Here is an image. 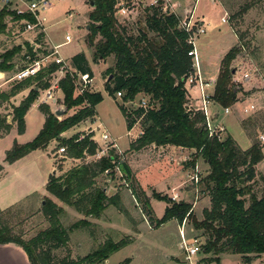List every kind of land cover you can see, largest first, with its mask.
Returning a JSON list of instances; mask_svg holds the SVG:
<instances>
[{"label": "trees", "instance_id": "trees-1", "mask_svg": "<svg viewBox=\"0 0 264 264\" xmlns=\"http://www.w3.org/2000/svg\"><path fill=\"white\" fill-rule=\"evenodd\" d=\"M94 4L88 15L89 29L87 43L95 49L97 59L112 57L114 64L110 76L113 86H106L110 96L122 92V101H133L137 96L148 99L149 108H141L126 112L119 106L124 116L127 130L139 119L142 133L129 145V151H139L149 146L171 145L194 151L195 159H202L207 167L204 184L209 192L210 208L203 211L204 219L197 221L193 217L191 205L185 202L174 203L166 196L155 192L152 197L166 204L160 219L152 217L145 198L143 205L149 216V224L158 228L170 220L181 224L184 219H191L193 229L202 231L204 241L198 254H203L201 264L219 263L223 255H239L246 263L251 258L264 255V195L257 198L251 189L242 183L253 182L254 167L262 161L263 145L252 143L247 150L238 148L236 142L227 136L223 140L209 138L205 126V118L199 112L186 111L187 103L184 90V79L191 71V61L187 56L190 49L186 45V35L176 28L173 17H162L155 12L145 13L136 19L125 20L128 24H139L142 19L145 29L154 37L140 31L137 36L128 35L126 28L116 20L113 9L115 0H91ZM13 21L22 19L6 7L0 10V35L6 34L5 18ZM28 20H32L26 17ZM140 18V19H139ZM42 34L38 35L41 37ZM98 41L94 43L96 37ZM232 47L219 63L218 75L214 83L211 101L220 109L235 104L240 87L233 85L232 63L244 49L241 39ZM26 49H32L26 44ZM21 52L16 46L0 55V72L13 70L14 57ZM33 54V53H31ZM47 54V53H46ZM250 61V59H248ZM246 61V60H245ZM244 61V62H245ZM247 62V61H246ZM71 66L76 74H88L93 77L83 53L71 58ZM58 68L51 64L35 78L27 79L15 85L8 94H0L1 101H7L26 84L37 82L40 89H47L46 77ZM109 70V69H107ZM258 75V74H256ZM58 88L63 95L65 111L76 109L74 114L58 119L47 107L40 106L45 116L42 129L29 143L19 145L16 142L6 151L4 162L12 164L35 150H42L55 140L57 149H64L67 159L83 160L94 157L99 147L92 134L76 133L70 138H62L61 134L95 116V107L102 97L98 92H85L74 95V82L66 74L59 82ZM37 98V92L31 90L19 106L13 108L12 121L16 123L18 134L24 131V115ZM9 132L11 125L0 119V129ZM195 165V161L191 163ZM115 167L127 175L130 171L113 149L106 157L85 163L70 169L60 177H49L46 191L63 205L73 209L85 219L62 226L60 217L64 211L51 200L45 199L41 210L49 227L37 233L29 240L12 233L10 226L3 219L11 216L12 211L0 212V245L14 244L26 254L29 264H101L113 253L130 244L129 239L118 242L107 240L89 254L72 259L65 257L57 260L52 251L66 248L73 231L88 229L91 223L87 219L98 220L108 207L120 210L117 195L107 197L102 188L97 187L96 179ZM3 170L0 165V173ZM109 174V173H108ZM201 180V178H200ZM264 181V179H263ZM245 196L249 197L246 205ZM125 260L123 264H127Z\"/></svg>", "mask_w": 264, "mask_h": 264}, {"label": "rangeland", "instance_id": "rangeland-1", "mask_svg": "<svg viewBox=\"0 0 264 264\" xmlns=\"http://www.w3.org/2000/svg\"><path fill=\"white\" fill-rule=\"evenodd\" d=\"M26 1L9 0L8 5H4V1L0 0V10L3 7L9 11L15 8L24 9ZM89 1L50 0L49 9L40 15V17L46 18L47 35L53 45L63 44L67 35L71 38L69 43L63 44L58 49L59 56L68 65L67 70L70 73L72 71L71 58L76 54L83 53L94 75L92 86L90 85L85 92H98L102 97L95 109L98 120L93 125L90 122L78 125L68 132L70 134L67 137L73 133L88 135L89 131L94 128L93 134L98 141H96L97 147L101 149L105 145H103L100 137L106 129L110 139H115V145L119 146V150L117 147L113 150L120 158V162L127 165L130 175L127 177L119 167H115L96 179L97 187L102 188L107 197L118 196L120 210L111 206L102 213L98 220L87 219L91 223L90 228L73 231L70 234L68 246L52 251L51 255L57 260L65 257L76 259L96 250L99 245L107 240L118 242L126 238L130 240V244L113 253L101 264H123L125 260H128L127 264H186L180 249L179 230L181 224L175 220H170L158 228L150 226L149 216L145 212L143 201L145 198L148 200L151 216L160 219L166 204L156 201L152 197V193L166 196L170 200L173 195H177V200L174 203L185 202L190 204L193 217L197 221H202L204 219L203 211L210 208L209 192L203 180L207 173V167L202 159H195L193 150L174 149L175 147H171V145L156 146L152 144L139 151L121 150L127 148L131 136L127 134L125 119L119 106L129 113L135 111L137 106L135 105L131 109L115 95L110 96L106 90L107 85L110 88L113 86V81L109 82L112 79L109 80V76L114 60L112 57L105 60L97 59L95 49L87 43L88 15L92 10ZM183 5L193 11V16L200 17L204 24L205 33L196 39L195 46L200 69L209 72L212 77L217 74L220 59L235 46L236 37L241 39L240 42L244 49L231 66L232 71H235L232 75L233 85H238L241 90L237 94V103L239 102V104L235 103L229 106L231 113L224 117L223 125L226 130L221 133V137L224 139L230 136L238 148L243 151L247 150L252 143L263 145V159L257 165L259 166L258 173L254 167L255 178L253 182H245V179H242V183L251 189L253 195L260 198L264 195V141L261 140L262 137L264 138V0H215L214 2L210 0H188L186 2L184 0ZM224 12H226V17L223 16ZM222 16L226 18V23L221 22ZM4 21L8 32L0 37V55L16 47L19 39L20 43L23 42L21 37L17 38L19 36L17 31H21L22 27L19 24H13L10 17L5 18ZM117 21L126 28L128 35L135 37L140 31H143L148 37H154L152 33L147 32L142 19L137 25L127 22L123 24L125 20L122 19ZM38 39L42 44L43 37ZM98 39L99 36L96 37L94 43ZM23 56L24 53H19L14 57L20 59V66L26 65L28 62ZM245 60L249 66L244 63ZM246 70L258 74L261 79L253 82L250 87H242L238 81H241ZM7 72V76H4L2 80L13 74L12 70ZM49 86L50 81L48 82ZM244 90L249 91L253 99L248 102L255 106V110L248 114L240 109L242 106L240 103L245 100ZM74 95H78L75 89ZM190 95L196 99L195 93L190 92ZM58 97L61 99V94ZM140 97L147 98L139 95L135 101H138ZM59 104L60 108L57 109L65 110L63 102ZM72 111L75 112L76 109H71L67 113ZM216 112L220 114L218 118L223 119L221 116L222 109L216 106ZM31 122V118L26 121L29 128L33 129L32 127L35 126H30ZM101 123L104 124V129L103 127L96 128ZM133 128H138V131L142 133L139 119L131 129ZM130 132L135 134L136 130ZM141 133L138 137L141 136ZM32 134L31 130L26 139L31 140ZM5 146L7 145L0 143V152ZM58 150L56 147L51 151L55 164V172L51 175L53 177H60L76 166L97 161L95 157H85L81 161H70L67 158L64 160L59 156L64 155L65 152L59 154ZM47 154L50 155L49 148H47ZM193 161H195L194 166L191 165ZM47 164L49 167L53 164L51 157H48ZM196 170L199 171L201 178L198 184L191 180ZM44 195L48 198H44L43 201L49 199L57 206L63 207L64 213L60 217L63 227L68 228L71 224L85 219L73 209L59 204V201L54 200L46 192ZM245 201L248 205V196H245ZM42 207L43 205L36 204L31 210L21 215L17 213L21 207H15L12 210L17 214L12 212L11 216L4 218L3 221L4 223L6 221L10 226L13 234L19 235L27 241L49 227L48 221L41 214ZM183 232L187 238L195 237L200 243L204 241L201 236L202 231L193 229L191 219H186L184 222ZM204 257L203 254H198L194 258L193 264H201ZM218 264H264V255L252 258L250 263H246L239 255H223Z\"/></svg>", "mask_w": 264, "mask_h": 264}, {"label": "crops", "instance_id": "crops-1", "mask_svg": "<svg viewBox=\"0 0 264 264\" xmlns=\"http://www.w3.org/2000/svg\"><path fill=\"white\" fill-rule=\"evenodd\" d=\"M192 1H194V0H192ZM186 2H188V0H186ZM223 16L226 17V12H224ZM223 16H222V18H223ZM44 19H45V21H44V36L42 34L41 37H38V35H36L32 32L19 34V36H17V38L21 37L23 40V42L20 43V39H19L18 40L19 43H16V46L21 47L20 54L24 53V56H23L24 58L29 57L32 59V58H36L38 55H45L47 52L48 53L51 52V50L54 46H57V45H53L51 43V41L47 35V27L45 24L46 18L44 17ZM195 19L202 22L200 17H195ZM8 26H10V25H8ZM7 32H8V28H7ZM3 36L4 35H1L0 37H3ZM35 37H36V40H34ZM42 37H43V43L41 44L39 42L38 38H42ZM235 37H236V35H235ZM237 40L238 39L236 37V44L238 42ZM26 44L31 47V49H32L31 53H33V54H31L26 49ZM34 51H36V52H34ZM221 59H220V61H221ZM19 60H20L19 58H14L12 60L13 65H14L13 70H12L13 73L19 69L24 68L27 65L26 64V65L20 66L21 63ZM220 61H219V63H220ZM219 63H218V70H219ZM244 63H246L249 66L248 62L245 61ZM71 70L74 71L73 68H71ZM200 70H201V74L203 76V79H205L206 81H212L213 83H215V80H216L217 75H218V70H217L216 76H213V77L211 76V74L209 72L202 70V68ZM7 73L8 72H0V75H1L0 79L4 76L6 77ZM244 74H248V78L245 80L238 81L241 83L242 87L243 86L250 87L253 84V82L258 81V79H261L260 77H258V75H256L253 72H250L248 70H246ZM64 75H65V73L60 72L57 68L55 71H53L51 74H49L45 79L47 84L50 81V86L48 88H50L52 91V97H53L52 100L46 101V98H45L46 89H44V90L39 89L37 86V82H32L28 85L26 84L21 90H19L14 95H12L7 101L3 102L0 100V119H5V124L11 125V129L9 130V132H4L2 128L0 129V143L7 145L0 152V165H2V167H3V170L0 173V212L1 213H6L8 211L15 212L12 210L13 208L21 207L20 209L17 210V213L19 215H21V214H24V212L31 210L34 206H36V204L42 206L44 204L43 199L48 198V197H45L46 195H44V193L45 192L47 193L46 185L49 181V177L51 175H53V173L55 172L54 171L55 164H54L53 154L51 153V151L57 147V142L55 140L51 141L45 149L32 151L31 153H29L25 157L15 161L12 164L5 163L4 159H5L6 151H8L9 148L12 147L14 142H16L19 145L29 143L37 136L39 131L42 129L43 124H44V120H45V116L40 111V108H39L40 106L48 107L52 114H54L56 111H63L61 109H57L60 105L59 103L62 102V100H63L62 92L58 88L57 84H58V81L64 77ZM92 75H93V73H92ZM93 82H94V75L92 77V83ZM0 83H1V81H0ZM17 84H19V83H13V84L11 83V84L4 85L1 89L0 94L10 93L11 89ZM32 89L37 92V98H36L35 102L31 105V107L27 110V112L24 115L23 120H24L25 127H24L23 133L18 134L16 123H14L12 121L13 108L19 106L21 101H23L28 96L29 92ZM213 90H214V86L211 90H209V92H211L213 94ZM190 92L195 93L196 98H197L196 89L193 88L190 90ZM244 93L246 94L245 100L243 103H240V104H242L240 109H243L244 107H246L248 105H252L254 107V110H255V106L252 103L248 102V101H250V99H253V97L250 96L251 94H249V91L244 90ZM59 94H61V96H62L61 99L58 97ZM187 103H190L191 106H194V107L199 105L197 103L196 99H193V98H192V100L187 101ZM236 104H239V102L238 103L236 102ZM95 109H96V107H95ZM209 112L211 113V115L213 117L214 124L215 125H222L224 127L223 122H224L225 116L222 113L221 116H223V119L218 118V116H220V114H218L216 112V105L214 103H212L209 106ZM222 112H223V110H222ZM70 114L72 115V114H74V112L73 111L71 113L65 112V114L62 117H57V118L61 119V118L67 117V116H71ZM28 118H31V120H32L30 126H35V127H32L33 129H31V127L29 128V125H27V123H26ZM97 120H98V117H97L96 110H95V116L92 120H86V121L80 123L79 125L87 124L88 122H90V124L93 125ZM77 126H75V127H77ZM75 127L71 128L70 130L74 129ZM100 127H103V129H104L105 126H104V124L101 123L96 128H100ZM31 130L33 132L32 136H31L32 138H31V140H27L26 137L28 136V134L30 133ZM70 130L61 134V137L67 139V138H70L71 136H73L74 133L69 135L70 137H67L68 134H70V133H68ZM94 130L95 129L92 128L89 131V133L92 134L93 139L95 141H97L94 134H93ZM133 130H136L135 134H132L130 132ZM104 132L107 133L106 129H104ZM139 133H141V131H138V128H133L131 130H127V134H128V136H131V139L129 140L126 149H121V148L120 149L122 151H127L129 149V145L138 138ZM100 139H101V137H100ZM111 140L116 144L115 139H111ZM116 147L119 150V146L116 145ZM171 147H175V146H171ZM47 148H49L50 155L47 154ZM174 149L184 150L183 148H179V147H175ZM48 157L49 158L51 157L52 163H53L50 167L47 164ZM59 157L64 159V160L66 159L63 155H60ZM70 161H77V160L70 159ZM257 165L255 167H256V172L258 173L259 172L258 171L259 166H257ZM48 167L50 168V171H52V174H50ZM49 196H51V195H49ZM51 197L54 198L53 196H51ZM54 200L58 201L55 198H54ZM59 204H61L62 206H65L61 202H59ZM61 208L63 209V207H61ZM67 208H69V207H67ZM251 260H252V258H251ZM0 264H29V261H28V258L26 256L25 252L19 246L14 245V244H3V245H0Z\"/></svg>", "mask_w": 264, "mask_h": 264}, {"label": "built area", "instance_id": "built-area-1", "mask_svg": "<svg viewBox=\"0 0 264 264\" xmlns=\"http://www.w3.org/2000/svg\"><path fill=\"white\" fill-rule=\"evenodd\" d=\"M4 5H8L9 0H3ZM214 2L215 0H210ZM184 0H115L114 5V17L116 20H131L136 19L138 16H142L145 13L155 12L162 17H173L176 20V28L178 31L182 32L186 35V45L190 48L187 52V56L191 61V71L184 79V90L187 101L192 100L190 95L191 89H196L197 98L196 101L199 104L194 107L191 106L190 103L185 104L186 111L191 112H199L205 118V126L208 133V137H216L218 140H223L221 137V133L225 132V129L222 125H215L213 121V117L209 112V106L213 103L211 101V96L213 95L209 90H211L214 86L212 81H206L203 79L200 70L199 57L198 52L195 46L196 39L205 33L204 24L193 16V11L191 9H187L184 7ZM50 7V0H27L24 3V9L15 8L11 10L15 13L16 16H22V19H17L13 21V24L20 25L22 27L21 31H17L18 34L32 32L36 35L44 34V17H40L41 13L48 10ZM26 17L31 18L32 20H28ZM222 23H226V18L221 19ZM7 32V28H6ZM71 41V38L67 35L64 38V43L67 44ZM54 46L51 52L45 55H38L36 58L26 57L28 62L27 65L15 71L10 77L7 79H0V92L4 85L20 83L30 78H35L40 72L45 70L49 65L55 64L58 66V70L60 72H64L65 74H69L74 82L75 90L78 95H82L85 93L86 89L92 84V78L88 74H75L74 71H68L67 63L60 58L58 54V49L63 45ZM36 52V51H34ZM248 78V74H244L241 80H245ZM60 81V80H59ZM58 81V82H59ZM58 85V84H57ZM116 98L122 100L123 93L117 92L115 94ZM45 98L47 100H52V91L50 88L45 91ZM128 107L133 109L136 105V109H143L144 111L149 108L148 99L144 97H140L138 101H126L124 102ZM254 107L252 105H248L242 109V112L245 114L253 112ZM231 112L230 108L223 109V115H229ZM94 140V139H93ZM101 140L104 143V148L99 149V151L94 156L95 158L100 159L102 157H106L108 152L115 148V143L110 139V136L104 132L101 135ZM263 141L264 138H261ZM95 141V140H94ZM96 143V141H95ZM97 144V143H96ZM58 153H64V149H59ZM107 173V172H106ZM191 180L198 184L200 181L199 171H195ZM173 202H176L177 195H173L171 197ZM181 223V229L179 230L180 235V249L182 251L184 262L186 264H193L194 258L198 255L200 250V241L195 237L185 236L184 230V222Z\"/></svg>", "mask_w": 264, "mask_h": 264}, {"label": "water", "instance_id": "water-1", "mask_svg": "<svg viewBox=\"0 0 264 264\" xmlns=\"http://www.w3.org/2000/svg\"><path fill=\"white\" fill-rule=\"evenodd\" d=\"M89 3H90V6H91V8H93L94 7V4H93V2L90 0L89 1ZM87 29H88V27H87ZM235 71H232V73H234ZM112 78V75L111 76H109V80ZM65 110H63V111H56L55 113H54V115L56 116V117H62L64 114H65ZM54 174V173H53Z\"/></svg>", "mask_w": 264, "mask_h": 264}]
</instances>
